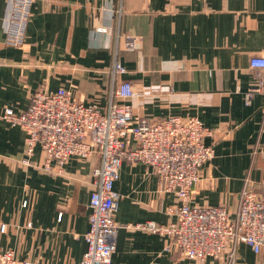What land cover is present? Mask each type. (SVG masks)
<instances>
[{"label": "crops", "instance_id": "crops-1", "mask_svg": "<svg viewBox=\"0 0 264 264\" xmlns=\"http://www.w3.org/2000/svg\"><path fill=\"white\" fill-rule=\"evenodd\" d=\"M12 0H0V244L34 264H79L87 249L93 171L98 155L45 167L40 145L25 152V132L2 115L25 110L38 89L65 87L77 100L108 103L115 58L119 80L137 94L124 100L154 121L197 117L213 134L214 157L192 194L199 205L237 206L246 177L264 193V94L250 103L249 61L264 56V0H34L23 45L9 44ZM125 35L141 38L134 50ZM120 199L113 260L122 264H219L184 257L167 235L128 224L177 219L179 202L141 162L124 161L114 184ZM24 202L26 205H24ZM170 247V249H168ZM237 264H264L241 243Z\"/></svg>", "mask_w": 264, "mask_h": 264}, {"label": "built area", "instance_id": "built-area-1", "mask_svg": "<svg viewBox=\"0 0 264 264\" xmlns=\"http://www.w3.org/2000/svg\"><path fill=\"white\" fill-rule=\"evenodd\" d=\"M33 1L12 0L9 44L25 43ZM140 40L139 36L125 35V46L134 50ZM249 65L255 81L246 91L247 103L256 93L264 94V56H251ZM125 72V66L115 58L105 106L77 100L65 87L56 91L41 88L32 94L25 110L6 108L2 115L11 125L24 130L27 155H32L37 145L41 146L46 168L52 162L63 167L73 156L98 155L99 163L93 171L89 228L85 233L87 249L79 264H122L113 260L119 229L115 213L120 199L114 184L124 161L151 167L159 178L161 191L173 193L179 202L170 208L177 219L167 225L146 222L127 227L167 235L171 249L194 260L214 257L219 264H237L241 243L250 246L255 254L264 253V193L257 192L246 177L234 210L225 205L193 203L192 194L203 166L214 157L213 146L205 142L213 130L194 116L170 115L154 121L134 114L124 100L137 94L135 86L118 79ZM6 230L7 225L0 223V232ZM0 264L34 263L0 244Z\"/></svg>", "mask_w": 264, "mask_h": 264}]
</instances>
